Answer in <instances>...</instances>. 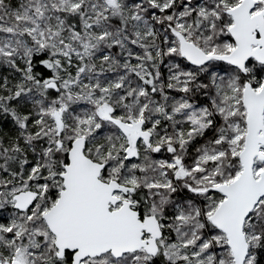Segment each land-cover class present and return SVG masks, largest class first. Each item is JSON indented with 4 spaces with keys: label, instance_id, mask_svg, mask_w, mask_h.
<instances>
[{
    "label": "snow or ice",
    "instance_id": "1",
    "mask_svg": "<svg viewBox=\"0 0 264 264\" xmlns=\"http://www.w3.org/2000/svg\"><path fill=\"white\" fill-rule=\"evenodd\" d=\"M0 264H264V0H0Z\"/></svg>",
    "mask_w": 264,
    "mask_h": 264
}]
</instances>
